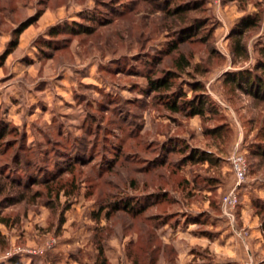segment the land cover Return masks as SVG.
I'll list each match as a JSON object with an SVG mask.
<instances>
[{"label": "rangeland", "instance_id": "rangeland-1", "mask_svg": "<svg viewBox=\"0 0 264 264\" xmlns=\"http://www.w3.org/2000/svg\"><path fill=\"white\" fill-rule=\"evenodd\" d=\"M262 46L264 0H0V261L264 264V92L228 79Z\"/></svg>", "mask_w": 264, "mask_h": 264}, {"label": "trees", "instance_id": "trees-1", "mask_svg": "<svg viewBox=\"0 0 264 264\" xmlns=\"http://www.w3.org/2000/svg\"><path fill=\"white\" fill-rule=\"evenodd\" d=\"M182 8H177L176 12L181 11ZM241 27H250L253 24H255V21L251 18L247 17L241 21ZM176 49V45H172L171 50ZM260 53V59L255 65L258 70H261V72H264V46L259 48ZM189 66L188 61L181 59L176 62L175 67L177 69H184ZM254 67L253 71H239L236 72L233 76H231L230 81L235 84L234 86L237 87V89H242L248 93H250L253 96L261 97L260 92H264V76L257 75V69ZM176 78V75L174 71H167L162 77L148 80V85L151 92L159 93V100L164 104L166 109H168L171 112H185L187 116H204L206 112L213 113L216 112V108L211 105L209 102H207V98L204 96H198L194 100H188L185 101L183 97H185L184 91L179 88L176 89V86L174 85V80ZM175 86V87H174ZM193 88L196 90L199 88V85L193 86ZM2 127H0V138L6 133V126L0 123ZM8 131V130H7ZM194 151L189 152L188 160L190 162H200V161H211V157L209 153L206 152H195ZM131 205H128L130 208ZM4 239L0 235V246H3ZM0 264H23L22 261L19 259L18 256H10L7 257L5 260L0 261ZM29 264H35L30 262ZM102 264H104L102 262Z\"/></svg>", "mask_w": 264, "mask_h": 264}, {"label": "built area", "instance_id": "built-area-1", "mask_svg": "<svg viewBox=\"0 0 264 264\" xmlns=\"http://www.w3.org/2000/svg\"><path fill=\"white\" fill-rule=\"evenodd\" d=\"M234 158L235 159H233V167H234V171L236 173L235 174L236 175L235 187H237L238 185H240V183L243 181V179L245 177V163H244V160L241 156H235ZM233 191L234 190H232L229 194H227L224 197L223 206H224L226 213H227V209L231 213L230 209L233 208L234 206H236V204H237L236 199H235L236 198L235 193ZM228 214L229 213H227V215ZM250 264H255V263H250Z\"/></svg>", "mask_w": 264, "mask_h": 264}]
</instances>
